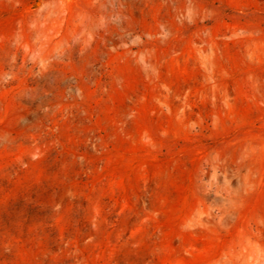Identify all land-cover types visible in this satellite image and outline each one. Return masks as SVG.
Returning <instances> with one entry per match:
<instances>
[{
    "label": "rangeland",
    "instance_id": "obj_1",
    "mask_svg": "<svg viewBox=\"0 0 264 264\" xmlns=\"http://www.w3.org/2000/svg\"><path fill=\"white\" fill-rule=\"evenodd\" d=\"M0 264H264V0H0Z\"/></svg>",
    "mask_w": 264,
    "mask_h": 264
}]
</instances>
